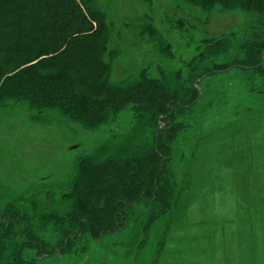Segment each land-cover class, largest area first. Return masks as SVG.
<instances>
[{
    "label": "rangeland",
    "instance_id": "1",
    "mask_svg": "<svg viewBox=\"0 0 264 264\" xmlns=\"http://www.w3.org/2000/svg\"><path fill=\"white\" fill-rule=\"evenodd\" d=\"M94 2L108 14L109 50L118 52L113 82L145 71L153 78L171 71L185 75L208 41L235 37L236 44L244 42L256 16L264 17L243 1L244 10L219 7L211 13L178 0ZM160 44L170 47V58ZM23 62L15 60L8 71L24 68ZM248 78L233 69L199 82L216 103L206 105L205 116L200 111L179 119L186 130L175 147L173 165L178 188L186 191L175 215L151 227L143 249L138 245L145 241L148 211L136 208L118 235L98 243L84 238L69 257H60V237L46 227L45 253L28 251L25 259L31 264H264V99L245 90ZM56 117L38 114L26 103H11L0 111V220L8 213L21 216L17 221L25 227L16 229L19 242L30 226L31 196H38L43 206L52 198L61 200L71 191L78 161L115 137L120 141L134 124L131 108L96 133Z\"/></svg>",
    "mask_w": 264,
    "mask_h": 264
},
{
    "label": "trees",
    "instance_id": "2",
    "mask_svg": "<svg viewBox=\"0 0 264 264\" xmlns=\"http://www.w3.org/2000/svg\"><path fill=\"white\" fill-rule=\"evenodd\" d=\"M178 1L207 13L219 7L264 13V0ZM256 17L244 42L236 44L235 37L208 41L186 66L185 75L171 71L153 78L145 71L135 79L113 82L118 52L109 50L108 14L94 0H0V111L11 103H26L38 114L55 113L61 121L92 133L109 127L128 109L134 112L129 135L101 144L78 161L71 191L61 200L52 198L43 206L38 196H31L30 226L23 242L16 240V229L25 227L17 221L21 216L8 213L0 220V264H31L26 252L44 254L46 227L60 237V257H69L84 238L98 243L118 235L136 208L148 211L142 214L147 219L145 241L138 249H143L151 227L175 215L186 191L178 188L173 165L175 147L186 130L179 119L200 111L205 116L206 105L216 103V97L207 98L204 91L200 97L195 83L233 68L249 76L245 90L264 99V17ZM160 46L170 58V47ZM17 59L27 64L9 72ZM161 123L165 127L159 131ZM183 156L182 161L187 159Z\"/></svg>",
    "mask_w": 264,
    "mask_h": 264
},
{
    "label": "water",
    "instance_id": "3",
    "mask_svg": "<svg viewBox=\"0 0 264 264\" xmlns=\"http://www.w3.org/2000/svg\"><path fill=\"white\" fill-rule=\"evenodd\" d=\"M263 58H264V54H263ZM261 66H264V62H263V64H262ZM239 68H241V69H245V70H247V71L252 69V68H246V67H239ZM253 69H254V68H253ZM231 70H233V68H230V69H228V70H226V71L217 72V73H219V74L228 73V72H230ZM205 78H206V77H203V78L199 79V80L195 83V87L198 88V90H199V93H200L199 96H200V97H201V95H202V91H201V89L199 88V82H201V81L204 80ZM161 129H163L162 124H161V126H160L159 131H160Z\"/></svg>",
    "mask_w": 264,
    "mask_h": 264
}]
</instances>
